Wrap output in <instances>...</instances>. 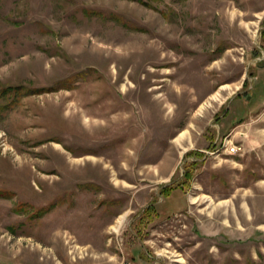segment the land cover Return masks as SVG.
Returning a JSON list of instances; mask_svg holds the SVG:
<instances>
[{
	"label": "rangeland",
	"instance_id": "374dc122",
	"mask_svg": "<svg viewBox=\"0 0 264 264\" xmlns=\"http://www.w3.org/2000/svg\"><path fill=\"white\" fill-rule=\"evenodd\" d=\"M263 62L264 0H0V264H264Z\"/></svg>",
	"mask_w": 264,
	"mask_h": 264
},
{
	"label": "trees",
	"instance_id": "16d2710c",
	"mask_svg": "<svg viewBox=\"0 0 264 264\" xmlns=\"http://www.w3.org/2000/svg\"><path fill=\"white\" fill-rule=\"evenodd\" d=\"M27 89L20 85H7L3 88H0V113L5 111L8 108L13 107L16 102L18 101V98L26 93ZM199 163L194 161L188 163L183 168V173L181 178L178 182L172 181L169 185L166 187H163L159 190V196L166 200L171 195L172 192H182L184 193L190 186V183L194 176V171L196 169V166ZM155 202H152L145 207V209L142 211V213L138 216L137 222L139 225H145L150 223L153 220H156L160 217L158 207L156 205H152ZM44 210V209H42ZM40 212V211H39ZM39 212H34L32 215L37 216ZM45 212V211H43Z\"/></svg>",
	"mask_w": 264,
	"mask_h": 264
},
{
	"label": "built area",
	"instance_id": "2783aa9c",
	"mask_svg": "<svg viewBox=\"0 0 264 264\" xmlns=\"http://www.w3.org/2000/svg\"><path fill=\"white\" fill-rule=\"evenodd\" d=\"M219 150L226 155L235 156L239 153L240 147L224 138L219 145ZM207 154H210V152H207Z\"/></svg>",
	"mask_w": 264,
	"mask_h": 264
},
{
	"label": "flooded vegetation",
	"instance_id": "af4514ba",
	"mask_svg": "<svg viewBox=\"0 0 264 264\" xmlns=\"http://www.w3.org/2000/svg\"><path fill=\"white\" fill-rule=\"evenodd\" d=\"M259 70L260 69H264V62L259 66V68H258ZM251 87V86H250ZM251 92H249V94H250ZM251 95V94H250ZM240 96H244L245 97V100H248L249 99V95H245V90H242V92H239V93H237L236 94V98H239ZM226 113H227V108H225L224 109V112L221 114V117H224L225 115H226Z\"/></svg>",
	"mask_w": 264,
	"mask_h": 264
},
{
	"label": "crops",
	"instance_id": "0c3cea01",
	"mask_svg": "<svg viewBox=\"0 0 264 264\" xmlns=\"http://www.w3.org/2000/svg\"><path fill=\"white\" fill-rule=\"evenodd\" d=\"M218 152H221L220 150H218ZM221 154H224L223 152L221 153ZM229 156V155H228ZM207 162V161H206ZM203 164H204V162H203ZM214 165V164H213ZM216 166V167H215ZM217 166H219V165H214V167H212V168H218ZM223 171V169H221L220 170V172H222ZM262 181H264V179H262ZM172 194V193H171ZM152 205H156V203H153Z\"/></svg>",
	"mask_w": 264,
	"mask_h": 264
},
{
	"label": "water",
	"instance_id": "95a60500",
	"mask_svg": "<svg viewBox=\"0 0 264 264\" xmlns=\"http://www.w3.org/2000/svg\"><path fill=\"white\" fill-rule=\"evenodd\" d=\"M164 187V186H163Z\"/></svg>",
	"mask_w": 264,
	"mask_h": 264
}]
</instances>
